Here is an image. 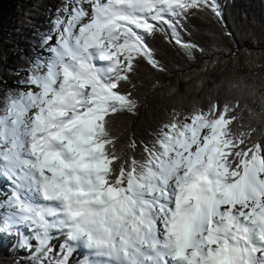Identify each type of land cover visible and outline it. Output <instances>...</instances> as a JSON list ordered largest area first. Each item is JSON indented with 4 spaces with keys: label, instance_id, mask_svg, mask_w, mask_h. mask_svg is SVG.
Returning <instances> with one entry per match:
<instances>
[{
    "label": "snow or ice",
    "instance_id": "obj_1",
    "mask_svg": "<svg viewBox=\"0 0 264 264\" xmlns=\"http://www.w3.org/2000/svg\"><path fill=\"white\" fill-rule=\"evenodd\" d=\"M198 13L233 36L218 0H62L41 34L48 55L0 97V176L14 185L0 233L28 264L77 250V264H264V98L259 137L237 99L172 108L140 159L132 137L117 149L114 124L140 107L124 86L141 63L166 71L149 37L191 62L213 54L181 35Z\"/></svg>",
    "mask_w": 264,
    "mask_h": 264
},
{
    "label": "trees",
    "instance_id": "obj_2",
    "mask_svg": "<svg viewBox=\"0 0 264 264\" xmlns=\"http://www.w3.org/2000/svg\"><path fill=\"white\" fill-rule=\"evenodd\" d=\"M61 3L62 0H0V97L7 89L16 88L17 82L27 75L24 69L28 67V59L42 55L41 34L50 31ZM218 3L226 27L233 34L231 38L224 35L219 23L203 13L181 21L183 39L212 55L198 56L191 62L165 35L156 33L148 38L166 71H154L141 63L132 77L136 87L124 86L138 98L140 107L138 114L124 116L114 124V134L119 137L118 150L128 153V138L132 137L138 143L133 154L140 159L139 143L153 138V131L172 108L189 112L211 102L223 104L237 99L243 109L242 123L257 128L254 135L260 136L261 125L253 114L260 112L264 98V0H218ZM230 51L234 54L230 55ZM233 84L238 87H232ZM6 214L0 208V219ZM24 234L30 235V231ZM62 242L63 238L52 241L57 247ZM17 243L15 236L0 233V264H28L27 253L14 247ZM81 258L82 251H74L70 264H77Z\"/></svg>",
    "mask_w": 264,
    "mask_h": 264
},
{
    "label": "rangeland",
    "instance_id": "obj_3",
    "mask_svg": "<svg viewBox=\"0 0 264 264\" xmlns=\"http://www.w3.org/2000/svg\"><path fill=\"white\" fill-rule=\"evenodd\" d=\"M42 55H48V53L46 51H43ZM13 188L14 185L11 184L7 177L0 176V208L5 210L6 212H9L10 210L2 202L6 200L7 195L11 194ZM17 227L20 231H23L24 233L30 231L27 225H18Z\"/></svg>",
    "mask_w": 264,
    "mask_h": 264
}]
</instances>
